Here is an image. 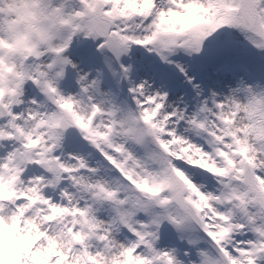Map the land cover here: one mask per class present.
Returning <instances> with one entry per match:
<instances>
[{
  "label": "snow or ice",
  "instance_id": "snow-or-ice-1",
  "mask_svg": "<svg viewBox=\"0 0 264 264\" xmlns=\"http://www.w3.org/2000/svg\"><path fill=\"white\" fill-rule=\"evenodd\" d=\"M0 264H264V0H0Z\"/></svg>",
  "mask_w": 264,
  "mask_h": 264
}]
</instances>
